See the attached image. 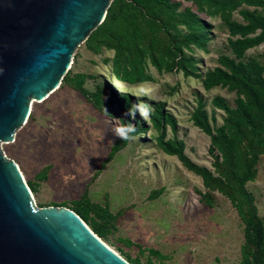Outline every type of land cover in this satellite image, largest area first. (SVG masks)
Returning a JSON list of instances; mask_svg holds the SVG:
<instances>
[{
	"label": "rangeland",
	"instance_id": "1",
	"mask_svg": "<svg viewBox=\"0 0 264 264\" xmlns=\"http://www.w3.org/2000/svg\"><path fill=\"white\" fill-rule=\"evenodd\" d=\"M171 1L181 3L179 11H196L192 2ZM130 4L121 0L118 6ZM243 7L264 13L262 8ZM134 14L138 23L141 15L130 11L129 17ZM198 14L208 23V39L201 47L177 42L186 54L179 62L170 49L173 26L168 33L161 30L154 37L139 38L150 76L144 81L128 83L115 76V50L99 46L91 36L76 48L60 87L43 101L32 100L28 121L11 141L0 142L6 159L24 175L37 209L88 211L86 224L131 264L245 261L246 223L237 204L219 188L207 187L202 176L159 145L160 139L183 141L186 156L219 177L211 137L194 124L193 115L201 101L218 128L226 115L211 105L212 100L222 96L232 108L237 105L236 91L220 85L207 90L203 85L204 74L219 65V57L233 53L229 29L220 16ZM233 18L243 22L237 12ZM124 24L121 36L127 37L129 22ZM176 29L186 33L182 25ZM150 52L157 53L161 70L151 62ZM244 59L264 68V43L248 49ZM98 92L103 100L98 101ZM126 94L135 105L134 115L121 102ZM128 126L135 131L110 157L120 140L115 130ZM254 170L245 187L264 218V152ZM261 230L264 237V222Z\"/></svg>",
	"mask_w": 264,
	"mask_h": 264
},
{
	"label": "trees",
	"instance_id": "2",
	"mask_svg": "<svg viewBox=\"0 0 264 264\" xmlns=\"http://www.w3.org/2000/svg\"><path fill=\"white\" fill-rule=\"evenodd\" d=\"M120 1H112L106 18L87 39L92 36L99 46L115 50L113 73L128 83L144 81L150 77L145 71L146 51L139 46L140 37H154L161 30L168 33L173 26L174 41L170 49L179 62L186 54L183 45L177 42L201 47L208 39V23L198 12L220 16L227 25L230 35L228 44L233 56L221 55L219 65L204 74L203 85L207 90L220 85L236 91L237 105L232 108L222 96L212 100L211 105L226 115L224 124L218 128L212 126L201 101L193 115L194 124L211 137L210 152L215 155L214 167L219 177L207 167L199 166L189 159L184 153L183 141L174 143L160 139L159 145L168 154L176 155L187 169L202 176L207 187L219 188L237 204L246 223L245 243L242 246L245 256L243 264H264V237L261 230L264 218L259 216L253 198L245 187L246 182L255 176L254 167L260 153L264 152V68L255 60L244 59L248 49L264 43V13L243 7L246 5L264 10V0H186L196 6V11L191 7L179 11L181 3L171 0H130L132 7L121 9L118 6ZM130 11L139 12L141 18L138 23H135V14L129 17ZM234 12L240 14L243 22L233 18ZM125 21L129 22L128 28L124 30L127 37L121 36ZM116 22L115 32L112 27ZM178 25L184 26L186 33L181 30L178 32ZM149 55L153 65L161 70L157 53L150 52ZM96 96L98 101L103 100L101 92ZM121 102L132 114L135 113V105L128 94L122 97ZM161 114L164 115L162 111ZM134 131L128 132L129 138ZM129 138H120L110 157L125 146ZM246 149L251 152L249 159L250 152ZM78 214L88 222V211L81 209Z\"/></svg>",
	"mask_w": 264,
	"mask_h": 264
},
{
	"label": "water",
	"instance_id": "3",
	"mask_svg": "<svg viewBox=\"0 0 264 264\" xmlns=\"http://www.w3.org/2000/svg\"><path fill=\"white\" fill-rule=\"evenodd\" d=\"M113 0H0V142L62 84ZM0 148V264H129L70 208L37 209Z\"/></svg>",
	"mask_w": 264,
	"mask_h": 264
},
{
	"label": "bare ground",
	"instance_id": "4",
	"mask_svg": "<svg viewBox=\"0 0 264 264\" xmlns=\"http://www.w3.org/2000/svg\"><path fill=\"white\" fill-rule=\"evenodd\" d=\"M71 66H72V62H71V64H70V68H71ZM116 81H119V79H116ZM61 85V84H60ZM60 86H57L53 91H52V93H54L58 88H59ZM51 93V94H52ZM50 94V95H51ZM49 95V96H50ZM48 96V97H49ZM44 100H45V98H44ZM37 101V100H36ZM39 101V100H38ZM41 101H43V100H41ZM33 102V101H32ZM32 108H33V103H31V107H30V114H31V111H32ZM30 116V115H29ZM28 119H29V117L27 118V120L25 121V122H27L28 121ZM22 177H23V180H24V182L28 185V183L26 182V180H25V177H24V175L22 174ZM28 188H29V190H30V193H31V195H32V198L34 197V195H33V193H32V190L30 189V187H29V185H28ZM77 214V213H76ZM78 215V214H77ZM80 218H81V220L84 222V224L89 228V230L93 233V234H95L102 242H104L110 249H112L116 254H118L120 257H122L124 260H126L122 255H120V253H118V251H116L111 245H109L108 243H106L98 234H96L93 230H92V228L88 225V224H86V222L82 219V217L80 216V215H78ZM127 261V260H126ZM129 264H131L129 261H127Z\"/></svg>",
	"mask_w": 264,
	"mask_h": 264
},
{
	"label": "clouds",
	"instance_id": "5",
	"mask_svg": "<svg viewBox=\"0 0 264 264\" xmlns=\"http://www.w3.org/2000/svg\"><path fill=\"white\" fill-rule=\"evenodd\" d=\"M134 115V114H133ZM142 115H146V114H142ZM130 131H134V128H132V126H128L127 128L125 127H119L115 130V134L118 138H124V139H128V132Z\"/></svg>",
	"mask_w": 264,
	"mask_h": 264
}]
</instances>
